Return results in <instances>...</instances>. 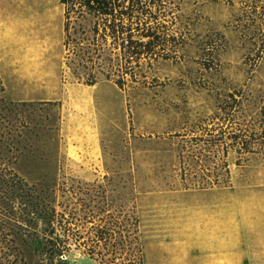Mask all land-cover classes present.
Masks as SVG:
<instances>
[{"label": "rangeland", "instance_id": "rangeland-1", "mask_svg": "<svg viewBox=\"0 0 264 264\" xmlns=\"http://www.w3.org/2000/svg\"><path fill=\"white\" fill-rule=\"evenodd\" d=\"M144 1L139 54L108 38L100 57L88 40L66 57L59 0H0V77L14 103L0 165L72 227L136 226L144 263L170 264L179 255L155 256L162 225L208 224L224 209L264 226V0ZM46 227L33 225L40 241ZM33 246L0 252V264L35 263Z\"/></svg>", "mask_w": 264, "mask_h": 264}, {"label": "trees", "instance_id": "trees-1", "mask_svg": "<svg viewBox=\"0 0 264 264\" xmlns=\"http://www.w3.org/2000/svg\"><path fill=\"white\" fill-rule=\"evenodd\" d=\"M59 3L64 8V45L69 52L66 57L74 52L70 42L75 40L93 42L91 53H88L100 57L105 51L102 41L108 38L115 42V49L120 47L119 53L139 54L132 45L136 42L133 41V29L141 26L143 32L144 28H149L146 24L150 16L144 11V0H59ZM140 36L152 37L154 33H141ZM13 105L5 96L0 77V121L8 122ZM261 115L264 120V106ZM207 187L210 185L200 186ZM39 218L47 222L42 233L43 242L33 228ZM71 224L75 223L45 202L34 186H29L16 173L0 165V252L5 256L17 258L25 254L20 252L21 247L34 245L33 251L39 259L33 264H72L69 256L74 252L95 260L97 264H143L136 226L123 234L103 227L83 232Z\"/></svg>", "mask_w": 264, "mask_h": 264}, {"label": "crops", "instance_id": "crops-1", "mask_svg": "<svg viewBox=\"0 0 264 264\" xmlns=\"http://www.w3.org/2000/svg\"><path fill=\"white\" fill-rule=\"evenodd\" d=\"M3 16L0 13V20ZM200 218L197 225L160 226L153 238L155 256L179 255L170 264H264V226H242L236 211L224 209L208 216V224ZM181 254H186L185 260Z\"/></svg>", "mask_w": 264, "mask_h": 264}]
</instances>
